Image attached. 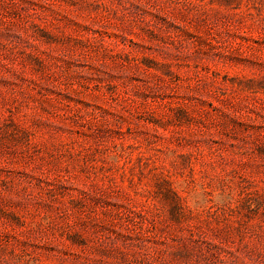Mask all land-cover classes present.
<instances>
[{
    "label": "rangeland",
    "instance_id": "1",
    "mask_svg": "<svg viewBox=\"0 0 264 264\" xmlns=\"http://www.w3.org/2000/svg\"><path fill=\"white\" fill-rule=\"evenodd\" d=\"M0 264H264V0H0Z\"/></svg>",
    "mask_w": 264,
    "mask_h": 264
}]
</instances>
